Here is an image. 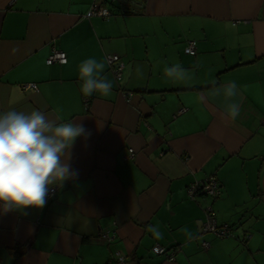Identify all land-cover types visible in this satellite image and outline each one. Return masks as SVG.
<instances>
[{
	"label": "crops",
	"instance_id": "0c3cea01",
	"mask_svg": "<svg viewBox=\"0 0 264 264\" xmlns=\"http://www.w3.org/2000/svg\"><path fill=\"white\" fill-rule=\"evenodd\" d=\"M92 2L0 0V112L40 109L91 133L71 149L75 181L43 209L0 214V264H264V0H111L108 19L85 16ZM53 49L67 62L47 64ZM89 58L105 63L111 95L81 92ZM176 63L189 79L165 75ZM229 82L235 120L212 94ZM207 176L220 195L190 197ZM207 205L229 235L202 232ZM156 244L178 246L174 259Z\"/></svg>",
	"mask_w": 264,
	"mask_h": 264
},
{
	"label": "clouds",
	"instance_id": "9594fccd",
	"mask_svg": "<svg viewBox=\"0 0 264 264\" xmlns=\"http://www.w3.org/2000/svg\"><path fill=\"white\" fill-rule=\"evenodd\" d=\"M104 69L105 63L95 58L80 64V90L84 96L93 93L103 97L111 95L113 84L102 75ZM137 71H140L139 67ZM164 72L175 80L190 78L179 63L166 66ZM212 94L223 95L224 110L231 119L239 116L240 104L235 101L239 93L235 82L214 87ZM90 135L82 123L50 119L40 109L0 112V214H26L27 209H43L50 191L75 181L79 173L71 167V149L77 138L87 139ZM147 230L154 238H162L158 225H149ZM181 231L188 240L194 238L187 228Z\"/></svg>",
	"mask_w": 264,
	"mask_h": 264
},
{
	"label": "built area",
	"instance_id": "2783aa9c",
	"mask_svg": "<svg viewBox=\"0 0 264 264\" xmlns=\"http://www.w3.org/2000/svg\"><path fill=\"white\" fill-rule=\"evenodd\" d=\"M111 0H93L90 8L85 13L86 17L93 15L101 16L104 19H108L112 16V12L105 6L106 2ZM196 49V41L189 40L184 51L188 54H194ZM106 60L109 66V69L115 76L117 80L121 79L122 67L123 64L120 62V58L116 54H108ZM67 62L66 53L62 50L53 49L51 53L46 58L47 64L59 63L64 64ZM24 89H35L36 85L34 83L22 84ZM183 109L178 110L177 113H181ZM56 193V188L50 191L49 197L54 196ZM187 193L190 197L195 198L197 196H208L215 198L221 193V186L214 176H207L202 180H195L191 182L187 187ZM205 220L202 225V232L212 233L216 237H224L230 234V226L228 224L218 225L214 215L212 213V208L210 205L205 206ZM106 238H109L108 235H105ZM204 248L209 246V243L204 241L202 242ZM178 246L175 248L167 249L166 247L156 244L152 246V251L158 255H164L169 260H173L176 252H178ZM124 262V257L120 254H117V263L122 264Z\"/></svg>",
	"mask_w": 264,
	"mask_h": 264
}]
</instances>
